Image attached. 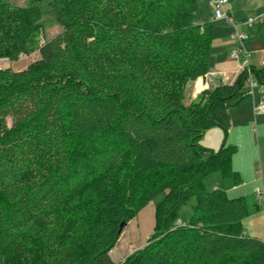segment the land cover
<instances>
[{
  "label": "trees",
  "instance_id": "16d2710c",
  "mask_svg": "<svg viewBox=\"0 0 264 264\" xmlns=\"http://www.w3.org/2000/svg\"><path fill=\"white\" fill-rule=\"evenodd\" d=\"M198 1L47 2L62 30L25 68H0V264H264L244 197L204 184L214 172L240 182L234 146L199 142L213 126L225 139L250 95L238 73L184 102L209 71L213 26L196 21ZM38 2L0 0V59L28 51ZM253 71L264 84V64ZM150 201L147 244L114 262L120 223Z\"/></svg>",
  "mask_w": 264,
  "mask_h": 264
},
{
  "label": "rangeland",
  "instance_id": "374dc122",
  "mask_svg": "<svg viewBox=\"0 0 264 264\" xmlns=\"http://www.w3.org/2000/svg\"><path fill=\"white\" fill-rule=\"evenodd\" d=\"M3 1L12 6H27L30 3V0ZM48 1L40 0L38 2V6L43 13L41 18L42 28L28 46V51L21 54L17 61L0 59V68H11L13 70L25 68L30 62L39 57V46L62 30L63 27L57 23L54 14L47 5ZM228 5L237 20L241 19L243 14L250 15L264 12V0H230ZM237 6L240 9H237ZM211 15L209 0H199L196 21L198 23L202 22ZM230 33V28L224 29L219 26H216V30L213 31L212 49L208 61L209 69L227 72L238 69V60L231 56V50L235 48L236 43L230 38ZM225 34L228 36V40L222 41L220 36ZM251 34L254 36H250L251 38L243 43V48L252 54L251 64L256 68H260L264 64V25L261 30H258L257 26L254 25ZM229 47L231 48L230 54ZM223 60H225V64H223ZM213 83L210 88L217 85V83ZM198 88H200V82L196 84L193 81L187 84L185 91L190 92L192 95ZM243 89L250 93L248 85H245ZM252 92L253 98L249 97V99L230 109L229 113L234 120V124L231 133L228 132L225 139L223 137L220 139V142L224 140L225 145L233 144L232 146L235 147L232 155V168L239 173L240 182L235 184L233 178H223L219 172H214L206 177L204 184L208 189H225L229 197H244L248 211L247 216L242 220L244 234L264 241V206L262 199L264 193V115H254L253 113V104L257 105L264 101V84L259 83L253 88ZM187 100L188 96L184 100L186 104ZM7 123L8 125L11 123L9 118ZM216 132L220 133L221 130L218 126H213L203 134L199 143L217 151L216 139L218 137H216ZM154 209V203L150 201L138 211L134 218L128 221L113 248V252L111 251V255L115 260H120L147 244L155 225ZM190 213L191 207L187 203L180 210L179 221L185 222Z\"/></svg>",
  "mask_w": 264,
  "mask_h": 264
},
{
  "label": "built area",
  "instance_id": "2783aa9c",
  "mask_svg": "<svg viewBox=\"0 0 264 264\" xmlns=\"http://www.w3.org/2000/svg\"><path fill=\"white\" fill-rule=\"evenodd\" d=\"M230 0H209L211 5V20L212 21H222L228 24L231 28L230 38L235 41L236 46L231 50V55L238 60L239 73L245 75V85L250 87V97L253 98V88H255L259 82L253 71L251 65L252 54L243 48V43L250 38L251 31L254 25L262 24L264 21V14H250L247 15L244 20H237L230 14L228 11V4ZM221 78V83H226L228 76L225 73H218L214 71H208L203 76L198 77L195 82L198 84V79L200 82V88L195 92L199 93L205 90H208L213 82H216V78ZM253 113L264 114V101H261L259 104H253ZM263 206H264V193L262 195Z\"/></svg>",
  "mask_w": 264,
  "mask_h": 264
},
{
  "label": "crops",
  "instance_id": "0c3cea01",
  "mask_svg": "<svg viewBox=\"0 0 264 264\" xmlns=\"http://www.w3.org/2000/svg\"><path fill=\"white\" fill-rule=\"evenodd\" d=\"M237 9H240V7L239 6H237L236 7ZM228 11H229V13L230 14H233V16L235 17V15H234V12L233 11H231V8H229V5H228ZM261 14V13H260ZM263 14H264V12H263ZM245 15H247V14H245ZM236 19V18H235ZM207 21H209V22H211V24H212V26H213V31H215L216 30V26H219V27H222V28H224V29H228V28H230L229 26H227L226 24H225V22H222V21H212L211 20V16L208 18V19H206V20H204V21H202V22H199V23H203V22H207ZM263 25H264V21H263V23H262ZM221 37V39H222V41H225V40H228V36L225 34V35H222V36H220ZM228 46H230V45H228ZM231 47V46H230ZM229 47V54H230V49L232 48H230ZM232 56V55H231ZM233 57V56H232ZM223 64H225V60H223ZM252 65V64H251ZM262 65V64H261ZM252 67L253 68H256L254 65H252ZM262 67V66H261ZM260 67V68H261ZM209 71H214V72H218V73H225L229 78H228V80H226V83L225 84H229V83H232L233 82V80L236 78V76L238 75V73H239V67H238V69L237 70H231L230 72H227V71H221V70H219V71H217V70H215V69H209ZM232 75H234L233 77H232ZM216 82L215 83H217V84H219V83H221L222 81H221V78H219V77H217L216 79ZM222 84H224V83H222ZM200 93V92H199ZM198 92L196 93V92H194L192 95H191V93L189 92H186L185 91V97H184V100L186 99V97L188 96V102L187 103H189V102H191V101H193V100H196L197 99V95L199 94ZM190 95V96H189ZM263 100H264V97H263ZM261 115H264V114H261ZM233 124H234V120L231 118V115H230V128H229V130H228V132H230L231 133V130H232V126H233ZM211 129V128H210ZM209 129V130H210ZM209 130H207V131H209ZM220 130H221V132L220 133H217L216 132V137H218L217 139H216V144H217V150L221 147V145H222V143H223V140H222V142H220V139H221V137H223V132H222V129L220 128ZM206 131V132H207ZM205 132V133H206ZM204 133V134H205ZM219 134V135H218ZM220 143V144H219ZM231 145H233V144H231ZM203 146V145H202ZM204 147H206V146H204ZM207 148H209V147H207ZM211 149V148H210ZM235 170V169H234ZM233 197V196H232ZM234 197H237V196H234ZM112 252H113V249H112ZM110 256H111V258H112V260L114 261V262H118V261H121V260H123L126 256H124L123 258H121L120 260H115L113 257H112V255L110 254Z\"/></svg>",
  "mask_w": 264,
  "mask_h": 264
},
{
  "label": "water",
  "instance_id": "95a60500",
  "mask_svg": "<svg viewBox=\"0 0 264 264\" xmlns=\"http://www.w3.org/2000/svg\"><path fill=\"white\" fill-rule=\"evenodd\" d=\"M125 225H126V224H125V222H123V221L120 223V225H119V229H118V234H121V232H122L123 228L125 227Z\"/></svg>",
  "mask_w": 264,
  "mask_h": 264
},
{
  "label": "bare ground",
  "instance_id": "6f19581e",
  "mask_svg": "<svg viewBox=\"0 0 264 264\" xmlns=\"http://www.w3.org/2000/svg\"><path fill=\"white\" fill-rule=\"evenodd\" d=\"M198 82H199V79H198Z\"/></svg>",
  "mask_w": 264,
  "mask_h": 264
}]
</instances>
